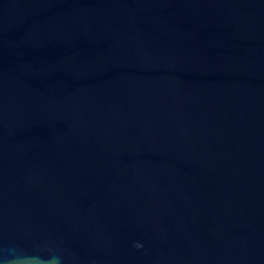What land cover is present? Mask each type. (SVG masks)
<instances>
[{
  "label": "water",
  "instance_id": "water-1",
  "mask_svg": "<svg viewBox=\"0 0 264 264\" xmlns=\"http://www.w3.org/2000/svg\"><path fill=\"white\" fill-rule=\"evenodd\" d=\"M0 264H264V0H0Z\"/></svg>",
  "mask_w": 264,
  "mask_h": 264
}]
</instances>
